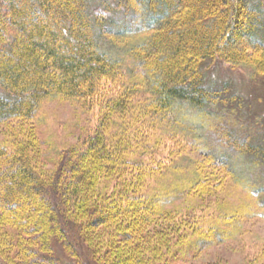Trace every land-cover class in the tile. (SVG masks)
<instances>
[{
	"label": "trees",
	"instance_id": "trees-1",
	"mask_svg": "<svg viewBox=\"0 0 264 264\" xmlns=\"http://www.w3.org/2000/svg\"><path fill=\"white\" fill-rule=\"evenodd\" d=\"M98 7L137 16L139 30L124 37L147 34L126 36L125 58L103 49ZM214 64L264 76V0H0V127H17L0 142V264H83L71 231L97 264H190L237 234L248 205L212 214L209 199L238 180L227 152L257 168L264 148L234 133L242 98L215 87ZM56 99L97 108L98 127L46 173L25 132ZM202 130L227 148L213 151ZM165 220L182 231L170 258L144 243Z\"/></svg>",
	"mask_w": 264,
	"mask_h": 264
},
{
	"label": "rangeland",
	"instance_id": "rangeland-1",
	"mask_svg": "<svg viewBox=\"0 0 264 264\" xmlns=\"http://www.w3.org/2000/svg\"><path fill=\"white\" fill-rule=\"evenodd\" d=\"M96 14L101 17V20H104L105 36L101 38L103 49L108 51L111 54H109L110 56L125 58L128 43L124 42L127 35L124 37L122 33L127 30L126 33L131 31L135 34L139 30L137 16L125 7L113 13L98 7ZM146 36L145 33H139V36L135 38L133 36L127 37L133 38L136 43H141L143 39L140 40V38ZM116 40H122L123 45L114 46V44H118ZM124 71L127 75L132 74L129 66L125 65ZM208 78L213 80L215 87L228 85L233 93L242 98V117L244 119L231 124L234 133L238 135V139L249 145L264 148V76L256 75L254 69L249 66L241 65L232 68L226 64H214L208 70ZM98 113L97 108L88 111L82 107L79 101L74 100L56 99L44 103L37 116L38 122L27 124L30 128L25 132V136L32 130L36 134L32 137V140L38 146V153L35 152L33 155L35 156L33 158L38 167L37 169L46 173H55L57 163L64 158L62 156L64 152L66 153L76 147L81 148L94 137L98 127ZM14 128L17 127L1 126L0 142L7 140ZM227 128L229 129L230 126H227ZM201 137L209 143L211 149L215 152L217 148L221 150L227 148L225 142L218 138L214 131L202 130ZM201 145H205V142H201ZM14 149H16V146ZM227 154L234 156L238 180L235 182L236 185L229 183L228 188L223 189L219 194L209 199V213H214L212 206L216 207V205L222 203L232 209L239 208L241 205H248L249 209H243V213L245 212L247 216L250 213L251 215L242 220L238 233L231 239L198 255L195 260H191L190 264H264V254H262L264 251V164L256 168L250 166L251 161L254 159L251 156H247V158H244L245 156L238 157L232 151L227 152ZM196 158L199 159L200 156ZM172 183L171 180L167 181L165 186H171ZM178 204L180 202L175 203V205ZM202 216L198 214V218H202ZM176 220L179 222V220H183V217L178 215ZM71 232L73 242L80 247L84 258L83 264H97L90 255L89 246L84 243L80 244L78 237L73 234L74 231ZM180 232L182 231L178 226H172L165 220L150 229L148 233L149 240L147 237L144 238V240L147 239L144 243L151 242V245L157 246L160 244L166 247H161L163 249L162 253H164L163 256L164 258L165 256L170 258L172 253L169 255L170 251H167V247L170 249L171 246L174 249V244L177 242V236ZM107 236V234H104L98 237L97 241H100L98 246L105 243L104 237ZM135 247L137 248V246ZM142 247L147 248L145 245H142ZM58 254L63 260L69 261L61 247H58ZM6 256L10 255L7 254ZM181 262L182 264L189 263Z\"/></svg>",
	"mask_w": 264,
	"mask_h": 264
}]
</instances>
